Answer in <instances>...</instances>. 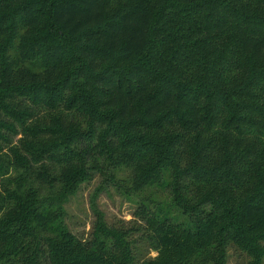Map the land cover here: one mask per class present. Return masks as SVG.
Here are the masks:
<instances>
[{"label": "trees", "instance_id": "trees-1", "mask_svg": "<svg viewBox=\"0 0 264 264\" xmlns=\"http://www.w3.org/2000/svg\"><path fill=\"white\" fill-rule=\"evenodd\" d=\"M97 175L138 222L110 225L95 193L82 239L65 204ZM233 246L263 264L264 0H0V264Z\"/></svg>", "mask_w": 264, "mask_h": 264}, {"label": "rangeland", "instance_id": "rangeland-1", "mask_svg": "<svg viewBox=\"0 0 264 264\" xmlns=\"http://www.w3.org/2000/svg\"><path fill=\"white\" fill-rule=\"evenodd\" d=\"M101 181V177L97 175L93 180L83 183L78 192L65 204L66 223L69 229L82 239H89L93 233L96 214L91 204L95 193H98L95 200L97 207L104 213L105 220L110 225L130 226L137 220L135 216L137 204L119 189L109 184L106 190L95 192L100 188ZM229 253L227 264H249L250 262L251 257L236 246L230 248ZM151 254L155 253L151 252Z\"/></svg>", "mask_w": 264, "mask_h": 264}]
</instances>
